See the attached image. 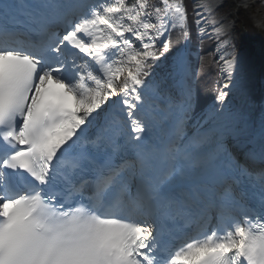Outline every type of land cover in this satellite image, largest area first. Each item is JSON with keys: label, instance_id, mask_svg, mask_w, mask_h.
<instances>
[{"label": "snow or ice", "instance_id": "snow-or-ice-1", "mask_svg": "<svg viewBox=\"0 0 264 264\" xmlns=\"http://www.w3.org/2000/svg\"><path fill=\"white\" fill-rule=\"evenodd\" d=\"M191 15L0 0V264H264V123L226 113L231 26L200 0ZM213 67L189 131L191 82Z\"/></svg>", "mask_w": 264, "mask_h": 264}, {"label": "bare ground", "instance_id": "bare-ground-1", "mask_svg": "<svg viewBox=\"0 0 264 264\" xmlns=\"http://www.w3.org/2000/svg\"><path fill=\"white\" fill-rule=\"evenodd\" d=\"M221 0H200L201 3L207 4L214 11L217 9ZM260 21H263L260 19ZM239 67L241 69H248L249 73L243 75L242 82L235 88H232L229 93L233 94L238 103L230 104L226 108V113L237 114L242 119L243 126L251 134L253 132H260L261 125L264 123V93L262 91L256 92L252 95H247L248 91L245 88V83L250 81L262 82L259 76H255V72L252 71V58H247L245 52H241L236 56ZM230 139V138H229Z\"/></svg>", "mask_w": 264, "mask_h": 264}, {"label": "trees", "instance_id": "trees-1", "mask_svg": "<svg viewBox=\"0 0 264 264\" xmlns=\"http://www.w3.org/2000/svg\"><path fill=\"white\" fill-rule=\"evenodd\" d=\"M245 24V28L243 29L242 34H238V38L236 43L240 46L242 43H248L251 47L253 45L251 44L252 41L259 39V35L255 31L254 27L252 26L251 22L246 19L244 15H241L240 17ZM173 43H175L174 37L171 36L170 38ZM264 44V34L260 38ZM213 45H211L208 41H205L204 43V51L206 53H211L213 51ZM208 60L212 59V56L209 55L207 57ZM217 94V75H216V69L213 67V69L207 74L199 79H197V104L196 107L200 108L207 104L212 98H214Z\"/></svg>", "mask_w": 264, "mask_h": 264}, {"label": "rangeland", "instance_id": "rangeland-1", "mask_svg": "<svg viewBox=\"0 0 264 264\" xmlns=\"http://www.w3.org/2000/svg\"><path fill=\"white\" fill-rule=\"evenodd\" d=\"M234 6H231V9L233 8ZM228 10V6H224L220 11H227ZM227 13H228V11H227ZM245 13L247 14V16L250 18L251 17V14H250V11H245ZM228 14H230V13H228ZM234 35L236 34V32H234L233 33ZM236 38V35L234 36V39ZM195 41V40H194ZM246 48V47H248V46H243V48ZM250 50H251V54L252 55H255L256 57H257V59H259V55L260 54H262L263 55V53L261 52V49H260V47H258L257 45L255 46V48L253 49H251L250 48ZM259 62V61H258ZM228 102H230V101H228ZM227 101H226V103H228Z\"/></svg>", "mask_w": 264, "mask_h": 264}]
</instances>
